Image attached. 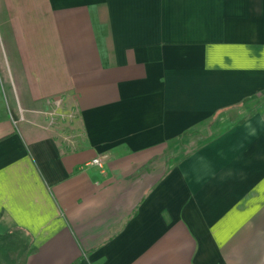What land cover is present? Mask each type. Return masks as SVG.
<instances>
[{"label":"crops","instance_id":"obj_1","mask_svg":"<svg viewBox=\"0 0 264 264\" xmlns=\"http://www.w3.org/2000/svg\"><path fill=\"white\" fill-rule=\"evenodd\" d=\"M0 264H264V0H0Z\"/></svg>","mask_w":264,"mask_h":264},{"label":"built area","instance_id":"obj_2","mask_svg":"<svg viewBox=\"0 0 264 264\" xmlns=\"http://www.w3.org/2000/svg\"><path fill=\"white\" fill-rule=\"evenodd\" d=\"M57 105H58V103H57ZM51 115H52V117H54V116H61V117H64V116H65V114H63V113H58L56 110L53 111V112L51 113ZM90 163L93 164V165H95V166H97V167H99V168H102V167H103L102 159H101V158H98V157L92 159V160L90 161Z\"/></svg>","mask_w":264,"mask_h":264},{"label":"rangeland","instance_id":"obj_3","mask_svg":"<svg viewBox=\"0 0 264 264\" xmlns=\"http://www.w3.org/2000/svg\"><path fill=\"white\" fill-rule=\"evenodd\" d=\"M61 119V118H60ZM63 119V118H62Z\"/></svg>","mask_w":264,"mask_h":264}]
</instances>
